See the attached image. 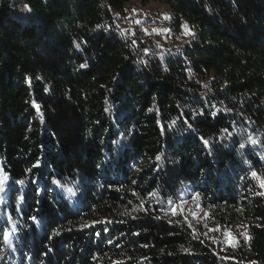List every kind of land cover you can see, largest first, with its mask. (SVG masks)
Wrapping results in <instances>:
<instances>
[{
  "label": "trees",
  "instance_id": "trees-1",
  "mask_svg": "<svg viewBox=\"0 0 264 264\" xmlns=\"http://www.w3.org/2000/svg\"><path fill=\"white\" fill-rule=\"evenodd\" d=\"M142 1L196 38L162 53L126 36L130 0H0L2 264H264V189L250 175L264 177V0ZM167 199L250 239L213 243L184 211H159ZM141 201L147 212L122 215Z\"/></svg>",
  "mask_w": 264,
  "mask_h": 264
},
{
  "label": "rangeland",
  "instance_id": "rangeland-1",
  "mask_svg": "<svg viewBox=\"0 0 264 264\" xmlns=\"http://www.w3.org/2000/svg\"><path fill=\"white\" fill-rule=\"evenodd\" d=\"M165 16L170 17V19H165ZM137 21H139V23H137ZM170 22L171 11L167 5L155 1L144 2L142 0H130L127 4L126 14L120 26L126 36L132 37L137 35V40L139 39L149 47L157 48L162 53H172L177 51V49H181L187 44L185 41H191L192 38L182 35L184 31L183 27L179 32L174 31ZM187 26L194 32V29L188 24ZM145 29H147V34ZM165 29H171V32H165ZM158 44L161 47H157ZM182 208L187 215L191 216L196 224L201 223L202 229L205 230L208 237L216 238L223 247H232L227 242L226 233L229 230L236 239L241 237L239 234L243 232V228L240 224L225 231L222 228L220 232H209V229H215L217 225H211L205 220V211L201 210L196 205L193 206L192 202L184 203ZM4 212L8 215L7 209ZM205 224L207 225L206 227ZM0 264H2V259H0Z\"/></svg>",
  "mask_w": 264,
  "mask_h": 264
},
{
  "label": "snow or ice",
  "instance_id": "snow-or-ice-1",
  "mask_svg": "<svg viewBox=\"0 0 264 264\" xmlns=\"http://www.w3.org/2000/svg\"><path fill=\"white\" fill-rule=\"evenodd\" d=\"M25 8L27 9V6H25ZM117 15H119V14H117ZM164 18H165V19H170V17H168V16H165ZM137 23H139V21H137ZM182 27H183V29H184V31L182 32V35H183V36H189V37H191L193 40L196 38V34H195L194 32H192V31L188 28L187 24H184ZM154 31H155V30H154ZM164 31L170 33V32H171V29H165ZM145 32H146V34H147V29H145ZM178 39H179V37H178ZM185 42H186V43H190L191 41H185ZM132 44L135 45V44H136V40H132ZM75 47H76L77 49H79V48H80V44H76ZM157 47H161V46L158 44ZM177 51L179 52V49H177ZM141 62H143V61H141ZM80 67H81V68H86V67H87V64H81ZM187 71H189V75L191 76V72H190V70H187ZM213 108H215V106H213ZM37 111H39V110L37 109ZM106 111H107V109H106ZM149 111H152V109H149ZM219 111H220V109H216V111L212 112L211 115H212L213 117H215ZM225 111H230V109H225ZM40 115H41V120H42V119H43V115H42V114H40ZM198 115H204V111H203V109L198 113ZM184 117H185V114H184L183 112H181V113H180V116H178L177 119H182V120H183V123L186 124L187 127H188L189 129H192V124L189 123V122H188V119H186V118H184ZM158 123H159V121H158ZM174 123H175V121H173V124H174ZM192 130L195 131L194 129H192ZM222 131L227 132L228 130H227V129H223ZM229 135H231V134L229 133ZM200 139H201V141L205 144V146H208V143H209V142H208L206 139H204L202 136L200 137ZM248 139H249V143H250L252 146H255V145H257V144L259 143V141H258L257 139H255V138H253V137H251V136H250ZM239 147H240L241 149H243V148L246 147V145L243 144V143H241V144L239 145ZM156 159H157V160H160V159H161V156L158 155V156L156 157ZM39 166H40V165H39V162L37 161V163L33 165V168H36V167H39ZM26 171H27V172H31L32 169H27ZM250 175H251L253 178H258V179H259V185H258V186H259L261 189H264V177H258V173H257L255 170H253V171L250 173ZM8 180H9V177H8L7 174H0V193H5V192L10 191V187H9V185L7 184V181H8ZM14 183H16V184H20V185H24L25 181H24V180H17V181H14ZM33 183H35V181H33ZM53 184L59 185V184H60V181H58V180H53ZM110 187H111V186H110ZM36 191H37V195H39V194H40V189L37 188ZM250 191H251V189H250ZM67 192H68V194H70V195L73 196V197H75V196L77 195L76 191H75L73 188H71V187H70V188H67ZM254 194H255V195H259V196H264V191L256 192V193H254ZM133 195H136V193H133ZM153 195H154L153 193H149V197H150V198H151ZM199 195H200L199 193H193V194H191V198H192L193 202H197ZM164 199H165V198H160V197H158V199H157V203H158V204H162ZM16 200H17V203H18V204H21V205H22V204L24 203L25 197H24V195L21 194V195H19V196L16 197ZM39 202H40V201L37 200V204H39ZM128 203H129V204H132V201H129ZM167 203H168L169 207H168L167 209L161 207V208L159 209V211L164 212L165 215H168V214L170 213L171 216L175 217V216H178V215H183V208H182V205H183L184 203H187V201H183V200H182L181 203H179V204H175L171 199H167ZM238 210H240V209H238ZM16 211H22V209L18 207V208L16 209ZM36 211L38 212L39 209H36ZM141 211H143V212H147V211H148V209L144 207V201H141V203H140L139 205L134 206V207L131 209V211H129V210L126 208V209H125V212L122 213V215L128 216V217H130L131 219H137V216L132 215V212H137V213H138V212H141ZM205 215L207 216L208 214L206 213ZM8 218L11 219V216L9 215ZM157 218H159V217H157ZM29 219H31L34 223L37 222V217H36V216H30ZM113 222H114V221L105 218V219H103V220H96V221H92V222H90V223H89V222H86V223L82 224L80 227H81V230H83L84 228L94 227L96 224H106V223H107V224H111V223H113ZM120 222H124V221H120ZM169 222L172 223L173 221L170 220ZM180 222H181V221H175V223H180ZM183 222L187 225V227H188L189 229H192V235H193L194 237H197V238H198V236L200 235V233H198L197 230H196V229L193 227V225L191 224V222L188 221L187 217L184 218V221H183ZM206 226H207V225L205 224V227H206ZM257 226L259 227V225H257ZM13 228H15V226H13ZM221 230H222V227L218 225L215 229H209L208 231H209V232H212V231L220 232ZM55 235H60V232H56ZM133 235H137V236H138V235H140V234H139V233H133ZM203 235L207 236V233H203ZM226 235H227V242H228V244H229L230 246H232V247H236V246L239 244V240L236 239V238L232 235V233H231L230 230L226 233ZM239 235H240L245 241H247V240L250 239V237L247 235V232H246V231L240 233ZM51 238H52V237H49V239H51ZM209 239H212L213 243H217V242H218V240H217L216 238H214V237H209ZM108 242H109L110 244L113 243V241H111V240H109ZM201 242H203V241H201ZM10 246H11V245H10ZM117 246H119V245H117ZM141 246H142V247H149L148 244H144V245H141ZM13 250H14V249H13ZM183 250L186 251V252H190L189 249H183ZM49 251H51V249H49ZM45 255H47V253H45ZM0 259H3V256H2V255H0ZM112 264H124V262H123V261H120V260H116V261H113ZM253 264H255V262H253Z\"/></svg>",
  "mask_w": 264,
  "mask_h": 264
}]
</instances>
